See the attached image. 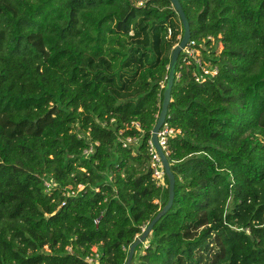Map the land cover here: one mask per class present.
Masks as SVG:
<instances>
[{"label": "trees", "instance_id": "obj_1", "mask_svg": "<svg viewBox=\"0 0 264 264\" xmlns=\"http://www.w3.org/2000/svg\"><path fill=\"white\" fill-rule=\"evenodd\" d=\"M180 2L219 72L176 66L130 264H264V0ZM182 33L170 0H0V264L126 263Z\"/></svg>", "mask_w": 264, "mask_h": 264}, {"label": "water", "instance_id": "obj_2", "mask_svg": "<svg viewBox=\"0 0 264 264\" xmlns=\"http://www.w3.org/2000/svg\"><path fill=\"white\" fill-rule=\"evenodd\" d=\"M172 3V6L174 10L177 12L181 23L183 27V33L181 36V39L179 42L174 46L172 53H171V60H170V65H169V71H168V76H167V81L164 86V92H163V100H162V105H161V110L158 116V119L152 129V136L151 140L160 155L162 165L164 168V172L168 178V200L166 204L158 211V213L151 219V221L143 228L141 234L137 236L135 241L131 243L129 250H128V257L126 260L125 264H130L132 257L135 252V248L137 245H139L141 242H143L147 235L150 233L152 230L153 226L155 223L160 219L161 216H163L172 206L173 200H174V187H175V176L174 173L172 172L170 168V164L168 161L167 153L164 152L162 147L159 144L158 141V131L160 127L165 123L166 115L168 112V105L171 99V91H172V86L174 84L175 80V72H176V66L178 62V56L181 52V49L188 43L191 37V30H190V24L187 19V16L185 14V11L181 5L180 0H170Z\"/></svg>", "mask_w": 264, "mask_h": 264}, {"label": "built area", "instance_id": "obj_3", "mask_svg": "<svg viewBox=\"0 0 264 264\" xmlns=\"http://www.w3.org/2000/svg\"><path fill=\"white\" fill-rule=\"evenodd\" d=\"M142 2L140 1L139 4ZM182 35H178V40L181 39ZM208 38H211L209 36ZM179 42V41H178ZM177 44V43H176ZM204 43L196 44L195 40H189L188 43L181 49V52L178 56L177 64L182 66H191L193 65L192 76L194 80L201 84L205 83L208 80L213 79L219 72L218 66L214 65L212 61L204 56L202 47ZM177 130L171 127L167 122H165L158 131V141L165 153L167 152L168 140L171 135H174ZM130 142H136L135 138L128 137L124 141V145H127ZM91 149L86 150L88 153ZM149 150H150V166L153 169V178L156 180L157 184L162 185L164 183L165 172L162 165L160 155L158 154L153 142L149 139ZM96 248H94L95 250ZM85 259L91 263L96 264L98 259V254L87 255Z\"/></svg>", "mask_w": 264, "mask_h": 264}, {"label": "rangeland", "instance_id": "obj_4", "mask_svg": "<svg viewBox=\"0 0 264 264\" xmlns=\"http://www.w3.org/2000/svg\"><path fill=\"white\" fill-rule=\"evenodd\" d=\"M180 19V18H179ZM181 21V20H180ZM177 23L179 24V21L177 20ZM182 24V23H181ZM179 26V30L181 29V26H180V24L178 25ZM178 43V42H177ZM176 45V44H175ZM222 46H220V48H221ZM138 142V141H137ZM137 142H134L135 144H137ZM162 185H165V183H163ZM95 248V247H94Z\"/></svg>", "mask_w": 264, "mask_h": 264}]
</instances>
